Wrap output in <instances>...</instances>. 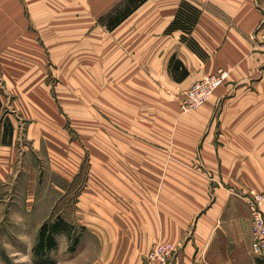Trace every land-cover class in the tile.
Here are the masks:
<instances>
[{
  "label": "crops",
  "instance_id": "0c3cea01",
  "mask_svg": "<svg viewBox=\"0 0 264 264\" xmlns=\"http://www.w3.org/2000/svg\"><path fill=\"white\" fill-rule=\"evenodd\" d=\"M120 1L0 0V74L44 72L56 55L94 69L89 82L107 84L99 98L113 101L101 170L64 213L86 230L68 264H142L156 241L179 244L173 264H258L249 200L264 195V0H145L109 28L101 19ZM183 1L200 9L190 36L203 55L182 29L167 30ZM219 69L225 81L182 113L184 93ZM39 119L42 134L52 117ZM14 143L0 141V194ZM67 145L51 143V160L74 182L84 150Z\"/></svg>",
  "mask_w": 264,
  "mask_h": 264
},
{
  "label": "rangeland",
  "instance_id": "374dc122",
  "mask_svg": "<svg viewBox=\"0 0 264 264\" xmlns=\"http://www.w3.org/2000/svg\"><path fill=\"white\" fill-rule=\"evenodd\" d=\"M54 60L44 72L0 74L4 116L17 123L15 143L12 142L14 151L1 181L0 264H68L76 260L86 230L74 224L71 214L67 215L70 220H66L64 213L72 211L77 192L88 176L101 170L100 129L116 121L111 112L113 101L105 99L104 103L99 98L102 94L99 87L102 89L107 84L98 87L95 82H89V73L94 75V69L85 72L78 63L65 68L56 55ZM34 80L41 81V86L25 87ZM184 97L185 93L181 98L182 113L198 108L185 110ZM41 114L52 117L44 134L37 128L42 122ZM3 122L2 119V133L6 127ZM30 124L34 126L35 138L27 131ZM0 141L3 143V136ZM51 143L83 148V161L74 182L53 168ZM58 216L70 222L73 229L57 234V246L38 256L34 247L39 230L42 224Z\"/></svg>",
  "mask_w": 264,
  "mask_h": 264
},
{
  "label": "trees",
  "instance_id": "16d2710c",
  "mask_svg": "<svg viewBox=\"0 0 264 264\" xmlns=\"http://www.w3.org/2000/svg\"><path fill=\"white\" fill-rule=\"evenodd\" d=\"M145 0H121L111 11L106 13L101 21L105 22L109 28L116 27L122 20L131 14L133 10L139 7ZM200 9L197 8L189 1H183L180 8L177 11V15L174 20L167 27L169 32L175 31V29H182L186 34H183L182 38L188 42L191 47L199 54L203 55L200 46L190 36L194 25L200 16ZM188 34V35H187ZM171 71L177 76V78H185L189 71L185 68L181 60L174 57L170 64ZM4 105L0 100V113L3 111ZM6 127L3 134V143L11 144L14 138V124L12 119L6 117L3 122ZM0 196V201H1ZM73 229V225L66 221L63 217L58 216L56 220L52 222H45L42 224L39 230V239L34 247L35 253L39 255H46L53 247L57 246L56 236L62 232H69ZM258 264H264L263 258H258Z\"/></svg>",
  "mask_w": 264,
  "mask_h": 264
},
{
  "label": "built area",
  "instance_id": "2783aa9c",
  "mask_svg": "<svg viewBox=\"0 0 264 264\" xmlns=\"http://www.w3.org/2000/svg\"><path fill=\"white\" fill-rule=\"evenodd\" d=\"M228 75V70L219 69L218 72L207 74L201 80L193 83L191 88L185 92L183 108L190 110L204 104ZM249 204L252 211L253 252L264 259V195L253 194ZM179 247V244L171 241H156L144 256L142 264H173Z\"/></svg>",
  "mask_w": 264,
  "mask_h": 264
}]
</instances>
